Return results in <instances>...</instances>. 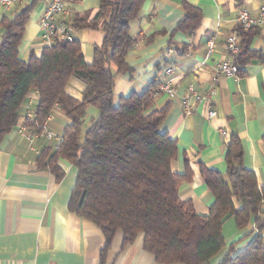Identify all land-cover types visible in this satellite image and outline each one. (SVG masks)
<instances>
[{
	"label": "crops",
	"instance_id": "obj_1",
	"mask_svg": "<svg viewBox=\"0 0 264 264\" xmlns=\"http://www.w3.org/2000/svg\"><path fill=\"white\" fill-rule=\"evenodd\" d=\"M51 0H13L8 7L0 4V38L2 22L12 19L27 5L32 9L26 22L19 54L26 59L31 51L41 54L46 45L41 38L40 18ZM199 9L201 20L194 32H173L184 15L183 3ZM264 0H145L139 16L131 21L129 33L137 39L128 51L126 62L130 71L115 72L113 101L132 93H141L148 86L162 81L165 65L174 68L173 87L176 96L158 93L152 98V109H166L161 131L177 144L171 167L174 172L190 173L178 185L182 200H189L196 213L205 215L214 202V195L200 172L204 166L221 173L226 171L225 151L231 135L240 139L242 162L255 176L258 187H264V24L256 28L249 49L253 57L235 77L221 76L213 98L215 116L208 118L202 101H192V110L185 112L179 99L192 86L200 95L208 92L215 65L232 60L225 39L234 32L239 8L257 16ZM67 12L61 18L69 23L76 17L92 19L99 0H66ZM75 39L87 63L92 60L95 46L103 40L100 28H74ZM214 45L207 52L208 40ZM173 52L166 54L167 49ZM263 55V60L259 57ZM84 84L71 78L66 92L81 98ZM39 102L36 90L30 91L20 108L19 119L0 140V264H166L142 248V235L122 246L118 232L104 250L105 236L98 226L69 210L68 202L75 185L76 168L64 159L59 165L64 174L60 180L37 165V157L53 140L42 136L26 139L19 132L35 131L34 119ZM97 114L88 106L84 124ZM68 119L58 106L45 119L48 130L61 136ZM236 208L240 203L233 198ZM264 206V201L262 203ZM253 218L248 226L238 228L234 218L222 225L224 247L207 263L217 264L232 246L243 249L256 234ZM264 242V232H263ZM104 250V251H103ZM180 264V263H169Z\"/></svg>",
	"mask_w": 264,
	"mask_h": 264
},
{
	"label": "trees",
	"instance_id": "obj_2",
	"mask_svg": "<svg viewBox=\"0 0 264 264\" xmlns=\"http://www.w3.org/2000/svg\"><path fill=\"white\" fill-rule=\"evenodd\" d=\"M145 0H99L95 16L76 17L73 28H100L103 40L87 63L80 41H55L36 56L26 59L19 45L32 4L2 22L0 38V140L16 125L27 94L36 90L39 102L34 119L41 123L58 106L68 119L57 150L44 148L37 157L39 168L48 169L60 180L64 174L59 159L76 168V180L68 202L69 210L91 221L105 236L104 250L118 232L122 246L142 235V248L160 263L205 264L223 247L222 225L233 217L238 228L253 218L256 234L241 250L229 251L217 264H264V187H258L255 174L243 165L240 139L231 135L226 144V171L201 166L204 182L214 195L208 213H196L189 200H182L178 185L190 178L174 172L177 144L161 131L166 109H152L158 84L141 93L113 101L115 72L126 73L128 51L137 39L129 33L131 21ZM184 15L173 32L190 34L201 20L199 9L183 3ZM256 28L236 27L241 48L235 58L239 66L254 55L249 49ZM263 60V55L259 57ZM240 70V69H239ZM71 78L84 84L81 98L66 92ZM93 106L96 116L88 120L81 138L86 109ZM233 198L240 206L235 207ZM103 250V251H104Z\"/></svg>",
	"mask_w": 264,
	"mask_h": 264
},
{
	"label": "built area",
	"instance_id": "obj_3",
	"mask_svg": "<svg viewBox=\"0 0 264 264\" xmlns=\"http://www.w3.org/2000/svg\"><path fill=\"white\" fill-rule=\"evenodd\" d=\"M13 0H0V4L4 7H8ZM67 12L66 0H51L45 7L43 14L40 18L41 38L46 46H51L55 41L72 42L75 40L74 28L71 24L61 18ZM264 24V2L259 8L257 16H251L245 9L239 8L235 21L236 27H242L243 30H248L251 27H259ZM235 27V28H236ZM213 39L207 42V52L210 53L213 49ZM45 46V47H46ZM225 47L232 60H222L218 62L211 76V86L208 92L204 95H200L196 89L192 86L187 88L185 94L180 97L179 102L185 112L192 110V101H202L206 106V115L208 118L215 116L213 109V98L216 93V84L221 76L223 77H235L239 73L240 66L235 62V58L240 53L241 48L238 42V38L235 32L226 36ZM173 52L171 48L167 49L166 54L170 55ZM173 73L174 68L171 65H165L162 69V81L158 84L154 91V95L158 93H166L168 97L174 98L176 96L175 89L173 87ZM26 127L22 126L19 132L31 140L33 137L42 136L47 140H53V150H57L62 141V136L55 135L53 132L47 129L45 120L39 124H35V131L30 134L26 133Z\"/></svg>",
	"mask_w": 264,
	"mask_h": 264
},
{
	"label": "rangeland",
	"instance_id": "obj_4",
	"mask_svg": "<svg viewBox=\"0 0 264 264\" xmlns=\"http://www.w3.org/2000/svg\"><path fill=\"white\" fill-rule=\"evenodd\" d=\"M86 127H87V124H83L82 133H81V138H82V136H83V134H84V131H85Z\"/></svg>",
	"mask_w": 264,
	"mask_h": 264
}]
</instances>
